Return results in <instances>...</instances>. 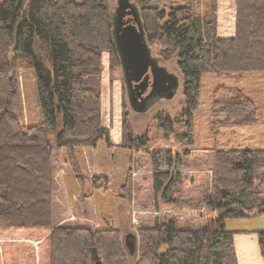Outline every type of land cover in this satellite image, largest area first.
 <instances>
[{
  "label": "trees",
  "instance_id": "1",
  "mask_svg": "<svg viewBox=\"0 0 264 264\" xmlns=\"http://www.w3.org/2000/svg\"><path fill=\"white\" fill-rule=\"evenodd\" d=\"M236 5L231 38H216L187 7L176 9L162 29L192 110L204 73H264V0ZM142 16L147 33L161 31L156 7L147 6ZM112 29L104 0H0V264H132L119 230L55 227L52 221L54 154L66 152L85 188L75 151L97 150L101 142L113 148L102 113L103 54L109 53L112 69L120 66ZM20 68L36 78L37 126L25 124ZM245 99L221 111L229 126L257 122L256 103ZM190 138L186 144H193ZM153 161L154 192L166 200L173 182ZM167 163L172 168V159ZM214 178L207 206L218 216L199 230L170 223L142 232L138 264H238L226 222L264 214V150L218 152ZM258 237L264 256V232Z\"/></svg>",
  "mask_w": 264,
  "mask_h": 264
},
{
  "label": "rangeland",
  "instance_id": "2",
  "mask_svg": "<svg viewBox=\"0 0 264 264\" xmlns=\"http://www.w3.org/2000/svg\"><path fill=\"white\" fill-rule=\"evenodd\" d=\"M104 1L114 10L119 0ZM131 2L142 14L148 6L156 7L163 16L157 22L161 31L146 32L147 42L153 56L161 58L179 76L181 87L171 103L158 106L145 116H137L128 106L121 67L112 69L109 53L103 54L102 113L104 124L111 132L113 148L101 142L95 153L77 149L81 174L87 179L82 190L66 152L54 154L52 221L55 227L117 229L122 239L135 234L138 252L137 257H131V263L138 264L142 232L161 229L170 223L182 230H199L211 223L213 213L207 203L213 193L218 152L264 147V73H204L197 108L192 110V103L184 95L179 62L167 47L162 29L171 23L176 9L187 7L193 17L209 25L216 38L234 37L237 0ZM18 74L25 124L37 126L42 123V116L34 72L20 68ZM238 98L256 103L258 119L254 125L238 128L227 124L228 116L221 111L230 105L233 107V101ZM216 104H220L221 109ZM188 137L193 144H186ZM153 158L158 163V171L169 173L173 182L166 200L152 189ZM169 159H172V168L168 167ZM129 181L130 195L125 188L129 187ZM79 191L83 197L79 196ZM91 196L94 199L87 201ZM261 222L264 223V219Z\"/></svg>",
  "mask_w": 264,
  "mask_h": 264
},
{
  "label": "water",
  "instance_id": "3",
  "mask_svg": "<svg viewBox=\"0 0 264 264\" xmlns=\"http://www.w3.org/2000/svg\"><path fill=\"white\" fill-rule=\"evenodd\" d=\"M118 4L116 14L111 15L112 34L126 84L132 89L133 83H139L151 71L154 74L155 89L160 90V93L167 92L169 99L174 98L181 87V80L175 74H170L159 67L157 60L153 58L139 17L138 6L130 0H119ZM126 16H134V20L125 21ZM147 79L146 76L144 83ZM130 103L131 105L137 103L131 91ZM135 110L142 112L143 108ZM123 243L129 258L137 254V235L124 236Z\"/></svg>",
  "mask_w": 264,
  "mask_h": 264
},
{
  "label": "crops",
  "instance_id": "4",
  "mask_svg": "<svg viewBox=\"0 0 264 264\" xmlns=\"http://www.w3.org/2000/svg\"><path fill=\"white\" fill-rule=\"evenodd\" d=\"M235 19H236V16H235ZM235 25H236V23H235ZM256 150H264V147L263 148L258 147ZM84 151L85 152H94V153L96 152L95 150H93V151L84 150ZM75 156H76V160L78 163L79 161L77 158V150L75 151ZM79 164L80 163H78V165ZM79 167H80V165H79ZM75 178H76V176H75ZM86 180L87 179H85V184L87 183ZM76 182L79 186V190H82L83 188L79 184L77 178H76ZM152 189H154V183H152ZM79 196L83 197V194L80 192ZM93 199H94V197L91 196V197L87 198V201L88 200L92 201ZM207 208H208V206H207ZM208 210H209V208H208ZM263 217H264V214H255V215L249 216V217L244 218V219L228 220L226 222V229L234 233V248H235V253H236L238 264H264V256L261 253V247H260L259 237H258V232H264V223L261 222L264 219ZM212 218H214V219L216 218L215 213H213ZM212 218H210V220ZM228 224H232V225H230L231 228L228 227ZM98 230H101V229H98Z\"/></svg>",
  "mask_w": 264,
  "mask_h": 264
},
{
  "label": "flooded vegetation",
  "instance_id": "5",
  "mask_svg": "<svg viewBox=\"0 0 264 264\" xmlns=\"http://www.w3.org/2000/svg\"><path fill=\"white\" fill-rule=\"evenodd\" d=\"M130 2H131V0H130ZM118 6H119V4H118ZM118 6L116 8H114V10L110 9L112 16L116 14ZM138 10H139V7H138ZM139 17L141 19V22H142L143 27H144V31L146 33L145 23H144L143 16H142V13L140 10H139ZM124 20L132 22L134 20V16H126ZM146 39H147V33H146ZM152 56H153V54H152ZM153 58L157 60L159 67L164 68L170 74H174V71L169 69L168 66H166V63L161 58H156L154 56H153ZM120 67H121V65H120ZM121 71H122L124 89L126 92L128 106H129L130 110L134 114H136L137 116H145L148 113H150L153 109H155L156 107L161 106L165 103L166 104L171 103L174 100V98H176V96L179 92V90H178L176 96L172 99L167 98L168 97L167 92L160 93V90L155 89L154 74L151 71H149L148 74L146 75L148 77L146 83H144V79L146 78V76H145L139 83H133L132 89H130L125 82L122 68H121ZM176 76L179 78L178 75H176ZM165 85H167V83H165ZM130 91L133 94V98L137 100V103H135L134 105H131V103H130ZM142 105H144V106L142 107ZM135 108H137V109L143 108L144 111L141 110L142 112H137L135 110Z\"/></svg>",
  "mask_w": 264,
  "mask_h": 264
}]
</instances>
